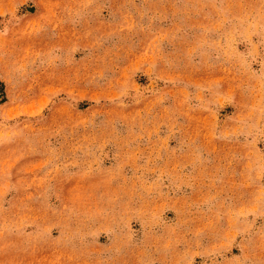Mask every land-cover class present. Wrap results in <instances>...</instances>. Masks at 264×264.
I'll return each mask as SVG.
<instances>
[{"label": "rangeland", "instance_id": "374dc122", "mask_svg": "<svg viewBox=\"0 0 264 264\" xmlns=\"http://www.w3.org/2000/svg\"><path fill=\"white\" fill-rule=\"evenodd\" d=\"M0 264H264V0H0Z\"/></svg>", "mask_w": 264, "mask_h": 264}]
</instances>
